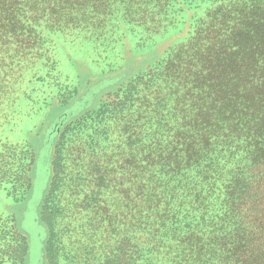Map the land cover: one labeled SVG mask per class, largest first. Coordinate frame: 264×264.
Wrapping results in <instances>:
<instances>
[{
    "label": "trees",
    "instance_id": "16d2710c",
    "mask_svg": "<svg viewBox=\"0 0 264 264\" xmlns=\"http://www.w3.org/2000/svg\"><path fill=\"white\" fill-rule=\"evenodd\" d=\"M185 18V35L164 57L131 56L55 117L79 103L57 132L48 136L54 119L18 153L32 189L37 157L50 151L42 204L70 121L113 93L68 149L75 185L88 178L96 194H117L120 238L106 264H264V0H0V114L31 67H55L62 37L79 45L132 34L144 43L182 34ZM13 155L0 154L3 178Z\"/></svg>",
    "mask_w": 264,
    "mask_h": 264
},
{
    "label": "rangeland",
    "instance_id": "374dc122",
    "mask_svg": "<svg viewBox=\"0 0 264 264\" xmlns=\"http://www.w3.org/2000/svg\"><path fill=\"white\" fill-rule=\"evenodd\" d=\"M185 19V25H178L182 34L173 29V34L157 35L144 43L137 42L132 34L118 42L100 39L82 41L79 45L69 43V37L67 40L62 37L59 41L62 48L55 56L53 69L40 64L28 70L22 92L8 109L2 106L4 110L0 114L3 115L0 154H14L6 177H1L0 173V264H106L105 261L113 258L121 228L117 221L120 207L116 191L110 187L96 194L97 188L87 183L88 178L84 182L77 181L81 185H75L68 174L75 168L69 147L73 146L81 126L94 122L90 119L95 118L100 106L109 102L113 93L109 96L105 92L88 118L70 121L58 147V181L49 188L42 204L49 178L45 173L43 152L37 157L32 189L26 181L32 177V171H27L28 161L21 160L19 154L26 143L37 146L35 140L46 126L92 83L121 71L131 56L156 49L162 53L165 47L179 42L187 31ZM165 55L162 53L161 57ZM105 122L114 126L113 120ZM88 131L93 133L94 129ZM99 135L100 145H107L109 140ZM35 199H38L36 204ZM43 209L46 211L44 225L38 219ZM22 243L30 246L28 253L20 256L15 247Z\"/></svg>",
    "mask_w": 264,
    "mask_h": 264
},
{
    "label": "water",
    "instance_id": "95a60500",
    "mask_svg": "<svg viewBox=\"0 0 264 264\" xmlns=\"http://www.w3.org/2000/svg\"><path fill=\"white\" fill-rule=\"evenodd\" d=\"M85 103L88 102V99H84ZM79 103H75L73 106H71L68 110H65L61 115H59L54 121L53 123L50 125L49 127V132H48V136L51 137V135H53L55 133V131L57 132L58 129L60 128V125L67 119V117H70L73 113H75V111L77 110V108L79 107ZM52 131H54V133H52ZM48 148L45 147L42 149L41 152H43V157L47 158V161L45 162V173H46V177L48 176ZM43 157H42V161H43ZM40 160V159H39ZM38 160V161H39ZM35 186V184H34ZM39 199V198H38ZM38 199H35V204L37 203Z\"/></svg>",
    "mask_w": 264,
    "mask_h": 264
},
{
    "label": "flooded vegetation",
    "instance_id": "af4514ba",
    "mask_svg": "<svg viewBox=\"0 0 264 264\" xmlns=\"http://www.w3.org/2000/svg\"><path fill=\"white\" fill-rule=\"evenodd\" d=\"M29 246H30V244H29Z\"/></svg>",
    "mask_w": 264,
    "mask_h": 264
}]
</instances>
